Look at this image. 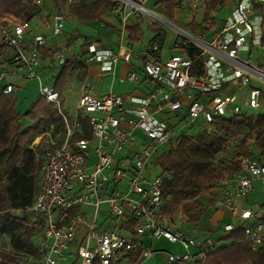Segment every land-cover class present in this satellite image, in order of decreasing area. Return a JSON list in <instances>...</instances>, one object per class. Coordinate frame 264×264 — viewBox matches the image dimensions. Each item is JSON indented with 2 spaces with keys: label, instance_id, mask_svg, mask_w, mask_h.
Segmentation results:
<instances>
[{
  "label": "built area",
  "instance_id": "obj_1",
  "mask_svg": "<svg viewBox=\"0 0 264 264\" xmlns=\"http://www.w3.org/2000/svg\"><path fill=\"white\" fill-rule=\"evenodd\" d=\"M111 1V14L120 25L119 49L98 50L91 44L88 61H99L105 71H110L120 60L142 59L141 69H133L126 76L128 81L138 82L142 72L151 82L152 89L145 97L132 99L137 107H127L120 94L96 97L87 90L77 100L73 115L68 114L56 87L41 82L38 47L44 37H33L32 45L27 46L30 21L0 24V44L12 50L18 74L40 81L39 97L53 104L64 122L44 150L38 193L31 208L43 223L41 257L29 256L25 264H58L72 255L76 256L74 264H115L131 253H140V259H145L157 252L164 253L161 264H206L211 254L230 247L233 240L199 239L192 230L170 223L161 213L162 183L169 174L162 173L157 165L152 168V164L182 135L201 132L197 129L200 122L210 126L249 109H263L259 104L264 100V65L244 53L264 48V0H229L231 8L223 19L215 11L224 0L214 7L208 4L210 0H178L182 7L207 13L193 30L162 19L148 5L151 0ZM35 3L39 5L41 0ZM141 17L161 21L175 31L174 52L168 60L163 59L160 38L143 51L129 47L126 26L132 18ZM63 23L62 14L57 15L54 35L63 32ZM207 33H212V39ZM14 80L13 73L0 72V93H15ZM162 112L167 114L165 119L157 116ZM86 117L91 136L76 138V133H84ZM139 132L146 137L138 146ZM259 156H240L239 170L213 187L222 194L216 205L233 207L234 196H251L254 181L263 182L259 208H242L238 223L224 225L227 233L242 230L255 252L264 250V219L260 216L264 209V160ZM102 215L113 224L104 227ZM83 224L87 233L77 242ZM143 237L166 239L183 251L144 249Z\"/></svg>",
  "mask_w": 264,
  "mask_h": 264
},
{
  "label": "trees",
  "instance_id": "obj_2",
  "mask_svg": "<svg viewBox=\"0 0 264 264\" xmlns=\"http://www.w3.org/2000/svg\"><path fill=\"white\" fill-rule=\"evenodd\" d=\"M219 0H210L212 7ZM58 6L57 0H55ZM165 13L172 16L177 7L176 0H161ZM111 0H75L68 7L69 15L80 22L100 20L112 8ZM40 12L38 5L31 0H0V24L32 20ZM264 30V29H263ZM131 41L138 40L139 28L129 30ZM264 35V34H263ZM163 37V36H162ZM160 37V34L155 38ZM264 46V36L262 39ZM4 47L0 46V55ZM71 61H66L69 65ZM58 77L56 88L61 92L67 79V67ZM16 93H0V237L9 236V248L0 245V264H25L26 258H40V241L43 238V223L31 210L38 193L36 173L38 157L31 147L34 140L52 130L53 134L63 126V118L53 104L38 98L34 105L22 116L16 109L18 104ZM63 106V103H62ZM25 117L33 125L24 126ZM240 115L216 121L208 129L197 134H184L170 149L157 157V167L164 174H169L162 183L164 214L173 225L176 213L184 206L194 204L205 191L212 189L219 180L230 177L239 170V157L253 156L246 153V143L254 138L257 148L264 149V120ZM258 125L256 138L253 132ZM248 128V133L244 128ZM84 133H76L75 137H90L91 127L87 117L83 119ZM241 137V145L235 158L222 159L220 165L215 162L218 154L227 151L228 142ZM21 210L23 216L13 213ZM184 213V212H183ZM185 214V213H184ZM181 228L200 226V216L187 207L185 220L181 219ZM244 232L240 229L230 235L233 243L230 247H222L211 254L206 264H264V250L254 252L245 241Z\"/></svg>",
  "mask_w": 264,
  "mask_h": 264
},
{
  "label": "crops",
  "instance_id": "obj_3",
  "mask_svg": "<svg viewBox=\"0 0 264 264\" xmlns=\"http://www.w3.org/2000/svg\"><path fill=\"white\" fill-rule=\"evenodd\" d=\"M31 1L36 4V0ZM176 2L177 7L175 8L171 17L176 19L179 23H175L174 21L169 22L185 30H193L195 25L200 24L202 19H204V14L205 16L207 15V13H203L202 9L194 10L191 6L182 7L179 5L178 0H176ZM223 3L224 4L222 7L215 11L217 17L220 19L225 18L231 8V3L229 0H224ZM69 5L66 7L64 15H62L64 18L63 32L59 35H54V19L57 15H61L62 13L60 14V12H58L59 5L56 6L55 0H41V3L38 5V7H40V12L36 14L32 20H30L32 26L26 37L27 46L32 45L33 37L38 35L44 37L45 41L38 47L40 55H42L41 74L44 72H52L53 74L50 76L51 81L49 83L53 84L55 87L59 86L58 77L65 68L66 61H71V63L66 66L68 76L64 84L65 86H62L60 92L64 110L68 114L73 115L77 100L87 90L91 95L96 97H101L107 93H117L124 97L125 101L127 102V107L139 106L138 104L134 103L132 99L145 97L152 89L151 82L147 76H145L146 74H143L142 72L140 73V81L138 82L128 81L126 76L131 70L133 71V69H141L142 59H132L131 61L127 62L120 60L110 71H105L99 61H88V58L90 57L89 45L91 44L94 45L98 50L109 49L118 51L119 49L120 25L118 21L112 16L113 14H111V10L106 15H103L100 20L80 22L75 17L69 15ZM148 5L151 9L159 13L164 18L166 17L165 14L167 13H165L164 8L162 7L161 0H151ZM69 22H71L70 27H73L71 32L65 29L67 28L65 27V24ZM153 22L154 21L150 17L132 18L126 26V42L132 49L136 51H143L151 42V39L161 33L163 36H161L163 38L162 55L163 53L166 55H163V59L166 61L174 52L173 43L175 42L177 35L174 31L173 34L175 35V38L172 43L173 47H171V50L168 52L170 54H165L164 46L167 36L166 31L160 29L158 25ZM148 24L150 26H157L154 32L151 29H148ZM216 24L220 26L222 24L221 20H218ZM135 27H138L140 31L138 34V40L133 42L129 39V30ZM146 31L151 33V37L148 40H145L144 38ZM208 34L209 33H207V37ZM3 47L4 51L0 55V69L7 68V70H9L7 72L13 73L15 75L14 83L17 88L15 93L19 99L16 109L22 116H24V114L29 111V109L38 100L39 87L41 84L40 81L36 79H28L22 74H18L15 64L12 62V50L8 47ZM55 72L57 73L55 74ZM80 72L83 73L81 74ZM41 82L43 83V80ZM69 85H71L70 87H72V91H74V88H77L78 90L75 93L76 96L73 100V108L69 107L71 94L66 90L67 86ZM31 89H34L35 92L31 93ZM157 116L161 119H165L167 114L162 112L158 113ZM21 122L24 126L33 125V122L25 117H22ZM191 134L194 133L192 132ZM42 135L38 136L34 140L31 146L32 148L34 145L39 143ZM143 139H145L144 135L142 132H139L137 139L138 146L143 142ZM255 148L256 150L258 149L257 146ZM260 153V157L264 160V152L261 151ZM155 160L157 162V158ZM262 186V181H254V190L251 193V196H234L233 207L226 205L218 207L216 205V200L222 194H220V192L216 189H210V193H212V200L211 202L210 200L206 201L208 209L203 217H200V226H192L187 229L192 230L194 235L199 239L213 238L222 242L231 241L232 239H230V235L232 233L225 232L224 225L230 222L238 223L237 215L242 208H259V204L261 203L263 196ZM254 193L258 194V202H254L256 199L252 200V198H254ZM89 212L91 211L88 210V213ZM260 216H262L264 219V209L260 211ZM101 217H104V219H100V221L104 223V227L111 226L113 224V221L108 219L106 215H102ZM176 225L180 226L181 228V221L177 222ZM86 231L87 225L83 224L77 233V242L82 241L85 233H87ZM35 241L38 243L41 241V239H35ZM142 242L144 249H151L154 251H170L175 253H182L183 251L180 245L169 243L163 238L150 239L148 237H143ZM74 250L75 248L72 249V251ZM73 256L75 255H72L71 257L73 258ZM139 256L140 253H131L115 264H161L165 258L164 253L162 252H157L151 257L145 259H140ZM71 257L67 258L66 260L59 261L58 264H74L76 256L72 262H68Z\"/></svg>",
  "mask_w": 264,
  "mask_h": 264
},
{
  "label": "rangeland",
  "instance_id": "obj_4",
  "mask_svg": "<svg viewBox=\"0 0 264 264\" xmlns=\"http://www.w3.org/2000/svg\"><path fill=\"white\" fill-rule=\"evenodd\" d=\"M75 0H58V5H59V10L58 12H60V14L62 13V15H64V11L66 9V7L74 2ZM87 1H91V0H87ZM208 4H210V1H208ZM207 4V6H208ZM211 5V4H210ZM42 7V6H41ZM40 8V7H39ZM208 9V7H207ZM165 18L166 20L168 21H174L175 23H179L176 19L172 18L171 16H169L168 14H165ZM159 22V23H158ZM158 22H153V23H156V25H158V27L160 29H163V31L165 30L166 31V41H165V46H164V52L165 54H170L168 53L169 50H171V47L172 46V43L174 41V38H175V35L173 34V30L168 27L167 25H164L163 22L161 21H158ZM162 23V24H161ZM68 24V25H67ZM65 24L67 28H65L67 31L71 32V30H73L72 28L73 27H70V24L71 22ZM149 25V24H148ZM147 25V26H148ZM154 26V25H149L148 26V29H151L153 32L154 30L156 29L157 26ZM151 37V33L146 31V35H145V40H148L149 38ZM212 35L211 33L208 34V38L209 39H212ZM155 39V36L153 37L152 40ZM164 55V53H163ZM245 56H252L253 55V58L255 61H257V63L261 64V65H264V48H260V49H255L253 51H249V52H246L244 53ZM166 56V55H164ZM4 71H9L7 70V68H3V69H0V72H4ZM57 72H55L56 74ZM81 73V72H80ZM83 73V72H82ZM81 73V74H82ZM53 73L52 72H44L42 75V80H43V83H49L51 80H50V76L52 75ZM80 74V75H81ZM80 78V77H79ZM71 85L67 86L66 90L71 94V101L69 103V107H72L73 106V100H74V97L76 96L75 93L78 91L77 88H74V91L71 90L72 87H70ZM264 89V88H263ZM34 89H31V93H34ZM73 96V97H72ZM264 100L262 99L260 101V104L259 106L260 107H263L264 106ZM73 108V107H72ZM73 110V109H71ZM242 115H246L247 117H252L253 119V123H256V119H262L264 120V107L263 109H259V108H256V109H249V110H246V113L242 114ZM257 125V124H256ZM210 126L208 124H205L203 122H200V124H198V127L197 129L198 130H204V129H208ZM256 130L253 132V137L256 138L257 136V132H258V125L255 127ZM248 128H244V132L247 134L248 133ZM144 137H146L144 135ZM53 132L52 130H48L47 132L44 133V135H42L41 139L39 140V143H37L36 145L33 146V149L35 150L36 152V156L38 157V170H37V173H36V182L38 180V177H39V172L41 171V167L44 163V150L46 148V146L48 145V143L50 142L51 139H53ZM241 145V137L237 138V139H234V140H230L228 142V146H227V151L224 152V153H221V154H218L216 157H215V162L220 165V162L222 161V159H233L237 156L238 154V151H239V146ZM256 142H255V139L254 138H250L249 140H247V143H246V148H247V152L246 153H251L253 152L255 155H259L261 154L260 152H264V150H260L259 148L256 150ZM168 150V149H167ZM260 157V156H259ZM158 162H156V160H153V164H152V168H155L156 165H157ZM157 170L156 173L159 172L158 169H155V171ZM153 180V177L150 178V181ZM211 194L210 193V190L208 191H205L203 192L196 200H195V203L197 205V207L194 205V204H189V206H184V208H182L180 211H178L176 213V215L174 216H177L176 217V223L179 222L181 219H184L185 220V214H186V210H187V207L191 208L193 212H195L196 214H199L200 217H203V215L207 212V204H206V201L210 200L211 202ZM253 199H256L254 202H258L259 200V197H258V194L257 193H254L253 194ZM251 202V201H250ZM107 206V205H105ZM103 208H107V207H103ZM185 214H184V213ZM13 213L15 215H18V216H23V212L21 210H15L13 211ZM210 218V217H209ZM100 219H104V217H100ZM9 242H10V237L9 236H1L0 237V245H3L5 246L6 248H9L10 245H9ZM75 259V256H73V258L71 257L68 262H72L73 260Z\"/></svg>",
  "mask_w": 264,
  "mask_h": 264
},
{
  "label": "bare ground",
  "instance_id": "obj_5",
  "mask_svg": "<svg viewBox=\"0 0 264 264\" xmlns=\"http://www.w3.org/2000/svg\"><path fill=\"white\" fill-rule=\"evenodd\" d=\"M164 17H162V19H163ZM165 19V18H164Z\"/></svg>",
  "mask_w": 264,
  "mask_h": 264
}]
</instances>
